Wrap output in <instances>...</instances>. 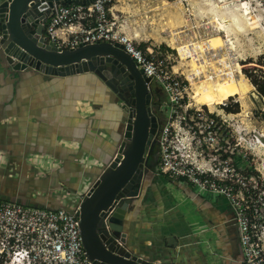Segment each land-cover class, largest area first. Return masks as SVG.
Instances as JSON below:
<instances>
[{
	"label": "rangeland",
	"instance_id": "1",
	"mask_svg": "<svg viewBox=\"0 0 264 264\" xmlns=\"http://www.w3.org/2000/svg\"><path fill=\"white\" fill-rule=\"evenodd\" d=\"M199 1L189 0V4H186L188 0H184V5L181 0H114L113 2L114 14L118 17L123 29L132 37L135 45L145 52L148 48L153 49L160 57H166L171 53L172 65L175 66L180 79L187 83L184 103L177 108L176 113L171 111L160 87L156 84L151 86L150 106L161 127L170 113L176 125L164 145L162 147L159 145L154 174L146 177L143 183V186L149 184L148 192L144 193L146 190L144 189L142 198L134 200L126 215L124 223L125 228L131 232L128 245L132 251L143 246L149 250L150 254H153L163 245L161 228L155 227L153 231L159 232L152 235V243L149 246L143 244L142 239L137 240V234L140 230L139 220L142 218L144 203L155 199L160 204H165V200L159 201L161 195L158 191V183H170L175 187L183 185L181 183L183 177L180 174H173L171 177L158 174V164L166 157L169 165L176 167L179 171H185L187 175L192 173L185 167L186 165L195 167V171L198 167L201 170L209 169V171L215 170L217 166L221 169L227 167L229 171L226 177L229 180L223 183L227 191L231 188L238 191L237 186H240V183L236 181L240 180L249 189L246 195H250V198L246 199L251 201V204L257 203L261 206L264 200V100L256 93L243 73V71L264 69L258 64L264 61V7L254 8L255 5L252 4L250 8L241 12L238 8H226V0H216V2L219 1L218 13L211 16L207 14L211 6L201 5ZM189 12H192L191 19L187 16ZM180 44L193 49L192 57L197 56L194 62L202 65L198 71L192 68V57L178 56L175 46ZM210 46L213 48L210 49ZM249 63L252 64L248 65ZM238 65L241 67L238 68ZM239 71L246 78L247 82H243L244 85L248 83L245 94L239 96L227 90L222 98H217L206 76L216 72L213 74V76L216 75L214 79H221L227 78L230 74L237 76ZM208 101L212 102L213 110L207 106ZM234 103H238V112L228 113L223 109V107H232ZM182 116H185L190 126L186 127L178 123L182 120ZM123 119L125 120L124 117ZM123 124L124 121H121L117 131ZM108 159L109 157L102 160L103 166ZM103 166L100 168L103 169ZM216 174V176L206 175L210 180L208 184L212 180L218 182V178L225 177L218 172ZM91 180V177L82 181L78 180L76 189L63 186L62 189L70 193L69 195L64 192L62 199L68 209L71 210L78 204L80 197L77 193L86 190ZM74 182L72 185H76L77 178ZM192 196H197L193 202L197 207V213L201 212L211 222L216 219L220 222L225 217L234 215L225 197H220L217 203H211V199L202 197L199 190L193 192V186L184 189L183 194L176 199H184L187 202L183 205H186ZM176 199L174 202H177ZM155 208L150 216L157 219L160 212ZM187 212L186 210L185 213ZM192 213L195 212L192 210ZM221 227L235 233V236L231 238L232 246L230 238H226L227 252L232 247L237 251L234 262H230L227 258L222 264H241L243 254L238 243L236 224Z\"/></svg>",
	"mask_w": 264,
	"mask_h": 264
},
{
	"label": "crops",
	"instance_id": "2",
	"mask_svg": "<svg viewBox=\"0 0 264 264\" xmlns=\"http://www.w3.org/2000/svg\"><path fill=\"white\" fill-rule=\"evenodd\" d=\"M199 4L210 5L207 14L211 16L218 13L219 1L200 0ZM187 16L191 19L192 12ZM121 121H126V114L119 108L116 97L93 73L66 77L27 73L16 79L8 78L0 71V198L20 204H37L40 193L55 184L60 188H78V180L88 177H76V185H72L75 177L55 178V184L50 179L38 182L45 176L38 174L29 158L45 155L55 159L57 168L48 174L53 171L77 174L85 170L88 174L98 173L102 169L100 166L104 165L102 160L109 157V163L115 151ZM158 184L159 201L165 200V204L155 199L144 203L137 240L142 239L143 244L151 245L152 235L159 232L153 230L158 227L163 230V245L153 254L143 246L132 251L127 244L128 249L162 263L222 264L227 258L234 262L237 251L232 247L227 252L226 238H230L232 246L231 238L235 233L221 227L233 217L211 222L201 212L197 213L193 203L197 196H192L186 205H183L187 202L184 199H176L188 186L183 183L176 187L170 183ZM149 188V184L143 186L137 199H141L144 189L147 193ZM201 196L211 199V203L220 199ZM154 208L160 212L157 219L150 216ZM124 230L128 234L127 240L131 239L130 230L125 227ZM169 237H172L170 245ZM240 263L243 264V258Z\"/></svg>",
	"mask_w": 264,
	"mask_h": 264
},
{
	"label": "water",
	"instance_id": "3",
	"mask_svg": "<svg viewBox=\"0 0 264 264\" xmlns=\"http://www.w3.org/2000/svg\"><path fill=\"white\" fill-rule=\"evenodd\" d=\"M94 1L1 0L0 71L16 79L27 73L57 77L93 73L111 91L127 121L111 160L79 198L75 216L85 256L92 264H175L132 253L124 230L126 215L140 196L147 174L155 171V166L146 164L158 128L150 106V78L117 42L61 48L43 36L55 4ZM234 224V218L224 223ZM171 241L169 237V245Z\"/></svg>",
	"mask_w": 264,
	"mask_h": 264
},
{
	"label": "built area",
	"instance_id": "4",
	"mask_svg": "<svg viewBox=\"0 0 264 264\" xmlns=\"http://www.w3.org/2000/svg\"><path fill=\"white\" fill-rule=\"evenodd\" d=\"M113 2L114 0H95L89 5L74 2L55 4L43 26V36L61 48H75L82 43H119L142 69L143 75L150 78V91L152 84L160 87L171 111L176 113L177 108L184 103L187 83L180 79L172 65V54L160 57L153 49L148 48L145 52L135 45L114 14ZM252 4L255 5L254 8L264 7V0H226L225 7L238 8L244 12ZM175 48L180 57L178 46ZM186 57L191 58L192 55ZM165 121L159 131L158 141L161 147L176 125L173 123L172 113ZM178 123L190 126L185 116ZM1 162L0 156V164ZM29 163L37 168L40 175H46L57 168L55 159L45 155H33L29 158ZM157 171L158 174L169 177L180 174L183 177L181 183L193 186L195 191L199 190L205 197H225L234 211L233 218L236 220L243 264H264V200L259 197L261 206L257 203L251 204L246 199L250 198V195H246L249 189L240 180L236 181L240 183L237 186L238 191L235 188L227 191L223 184L229 180L226 177L229 171L227 167L221 169L217 166L210 171L198 167L197 173L193 171L191 175H187L185 171L169 165L166 157L158 164ZM217 172L225 177L218 178V182L212 180L208 184L210 180L206 175L216 176ZM64 192L70 195L58 186L41 192L39 196H45L46 202L43 206L20 204L0 198L1 264H92L85 256L75 216L78 204L71 210L68 209L62 200ZM83 192L77 195L80 197Z\"/></svg>",
	"mask_w": 264,
	"mask_h": 264
},
{
	"label": "bare ground",
	"instance_id": "5",
	"mask_svg": "<svg viewBox=\"0 0 264 264\" xmlns=\"http://www.w3.org/2000/svg\"><path fill=\"white\" fill-rule=\"evenodd\" d=\"M223 26V25H222ZM222 30V29H221ZM137 35V34H136ZM214 39V38H213ZM224 40V39H223ZM223 40H221V42H223ZM217 41V40H216ZM175 44V43H174ZM181 45V44H180ZM178 46V50L180 51V54L181 55H183V56H189V55H192L193 53H192V51H193V49H191V48H188V47H186V46ZM191 45V44H190ZM193 46H196V45H193ZM197 47V46H196ZM211 47L213 48V46H210V49H211ZM199 48V47H198ZM201 49V48H200ZM195 51V50H194ZM196 52V51H195ZM200 53V52H199ZM201 55V54H200ZM199 55V56H200ZM198 56V57H199ZM201 57V56H200ZM196 58H197V56H196ZM195 57L193 58L192 57V68L195 70V71H198L201 67H202V65L200 64V63H198V62H194L195 60H197ZM198 60H199V58H198ZM201 60H202V58H201ZM200 60V61H201ZM203 60H205V59H203ZM234 61V60H233ZM233 63V62H232ZM203 64H204V62H203ZM231 64V63H230ZM237 64V63H236ZM206 65H207V62H206ZM234 65V64H233ZM204 66V65H203ZM235 66V65H234ZM207 67V66H206ZM238 68H240V65H238L237 66ZM232 69V68H231ZM206 70V69H205ZM211 70V69H210ZM217 71V70H216ZM232 72H233V70H232ZM189 73V72H188ZM190 73H192V72H190ZM216 73V72H215ZM215 73H213V74H215ZM220 73V72H219ZM197 74V73H196ZM213 74L212 75H207L206 76V78H207V80H209V86L212 88V89H214V91H215V94H216V97L217 98H222L224 95H225V92L227 91V90H229L232 94H235V95H239V96H243L244 94H245V91H246V89H247V85H248V83L246 84V86L244 85V83L243 82H245L246 81V78L244 77V75L239 71L238 72V74H237V76H234V75H229L227 78H225V77H222L221 79L219 78V79H214L215 77L214 76H216V75H214L213 76ZM222 74V73H221ZM220 74V75H221ZM194 75H195V73H194ZM190 76V75H189ZM196 76V75H195ZM223 76V75H222ZM187 77V76H186ZM192 77V76H191ZM196 77H198V76H196ZM195 78V77H194ZM247 82V81H246ZM200 97V96H199ZM199 97H197V98H199ZM207 106L211 109V110H213V105H212V102H210V101H208V104H207Z\"/></svg>",
	"mask_w": 264,
	"mask_h": 264
},
{
	"label": "trees",
	"instance_id": "6",
	"mask_svg": "<svg viewBox=\"0 0 264 264\" xmlns=\"http://www.w3.org/2000/svg\"><path fill=\"white\" fill-rule=\"evenodd\" d=\"M252 63H249L248 65H251ZM259 65H261L264 68V61L263 63L259 62ZM241 67V66H240ZM243 73L246 75V77L248 78L249 82L251 83V85L254 87L256 93L260 96V98L262 100H264V69L259 68L253 71H243ZM224 110H226L228 113H236L238 112V103H234V105L232 107H223ZM79 169L81 170V166L80 164H78ZM39 174V173H38ZM98 173H90L88 174V171L85 170V172L83 173H72V172H65V173H59L58 171H53V173L50 174H46L44 175V178H38L39 181L38 182H46L47 180L50 179V182L52 184H55V178H58V180H65L66 178H73V177H81V176H85V177H91L92 179L95 178ZM53 177V178H51ZM53 186H57L56 184ZM46 188V187H45ZM44 190V189H42ZM47 190V189H46ZM46 190L44 192H46ZM39 198V202L37 204L34 203H30V204H26V205H33V206H43L45 203V196H38Z\"/></svg>",
	"mask_w": 264,
	"mask_h": 264
},
{
	"label": "flooded vegetation",
	"instance_id": "7",
	"mask_svg": "<svg viewBox=\"0 0 264 264\" xmlns=\"http://www.w3.org/2000/svg\"><path fill=\"white\" fill-rule=\"evenodd\" d=\"M126 117H127V114H126ZM126 121H127V118H126ZM126 121H124V124L122 125V127L120 128V130L119 131H117V134H116V136H117V142H116V148L118 147V145H119V143L121 142V133H122V131L124 130V128H125V122ZM157 121H158V119H157ZM160 129H161V123L158 121V128H157V137H156V141L154 142V144L152 145V147H151V151H150V153L148 154V156H147V159H146V164H147V167L148 168H151V167H153V166H155L156 167V163H157V157H158V154H159V141H158V138H159V131H160ZM116 148H115V150H116ZM115 152V151H114ZM173 153H174V151H173ZM114 154V153H113ZM113 154H112V156H113ZM112 158V157H111ZM185 167H187V169L188 170H190L191 172H195V173H197V170L195 171L194 170V168L195 167H192V166H188V165H186ZM153 174H154V172H153ZM152 174V175H153ZM151 174H147V177L148 176H150ZM134 202V201H133ZM124 227H125V225H124Z\"/></svg>",
	"mask_w": 264,
	"mask_h": 264
},
{
	"label": "clouds",
	"instance_id": "8",
	"mask_svg": "<svg viewBox=\"0 0 264 264\" xmlns=\"http://www.w3.org/2000/svg\"><path fill=\"white\" fill-rule=\"evenodd\" d=\"M25 262V261H24Z\"/></svg>",
	"mask_w": 264,
	"mask_h": 264
}]
</instances>
